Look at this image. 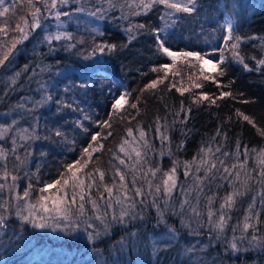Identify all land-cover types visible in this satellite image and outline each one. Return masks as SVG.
I'll use <instances>...</instances> for the list:
<instances>
[{
    "label": "trees",
    "instance_id": "1",
    "mask_svg": "<svg viewBox=\"0 0 264 264\" xmlns=\"http://www.w3.org/2000/svg\"><path fill=\"white\" fill-rule=\"evenodd\" d=\"M119 2L123 3V0ZM232 3L239 5L235 34L245 38L239 45L240 53L246 57L245 62L249 67H254L256 61L248 58L253 56L257 59L264 58V52L260 47H254L259 44V40H248L247 37H264V0H199L197 13L192 15L174 13V10L167 9L164 5L154 6L147 14L129 15L127 19H120L121 9L119 7L114 11H109L107 18L103 20L96 19L87 12H74L71 19L61 18L65 25L62 30L72 33L73 39L71 41L53 40L51 46L41 41L46 32L57 31L56 21L52 17L44 21L46 31L36 29L27 41L17 45L19 51L15 54L14 62L8 65L6 70L0 68V116L20 115V118L15 117L18 123L10 136L16 129L30 128V126L35 127V133L39 136L38 139L29 142L27 151L30 155H25L23 148L17 149L18 155L24 160V165L19 169L21 179L18 181L20 187L17 191H22L29 182L38 189L43 186V182L58 178V169L65 161L79 157L80 149L86 146L89 137L76 127V121H83L92 132L99 131L101 136L98 140L104 144V149L94 153L92 162L88 164V169L85 171L93 167L110 169V164L118 165L119 161L113 158V153L124 158L123 153L119 152V145L123 139L132 140L127 136V128L131 127L133 135L138 137L139 133L136 129L139 127L146 132V138L151 140L154 147L153 151L148 152L149 164L159 165L162 170L166 171L172 167L173 160H176L178 162L177 183L183 186L184 191L194 187V176L204 175L203 171L195 172V165L192 166V174L187 177L184 175V163L197 156L202 146L207 144L213 150L218 146L221 147L222 151L230 154L225 158L226 163L229 164L239 163L233 155L237 151V143L241 146V153L245 145L249 149L264 148V135L261 134L264 131V72L246 71L241 64L229 63L226 75L215 83L202 81L199 66H193L194 61L191 63L178 61L173 66L169 58L157 51V31L160 37L167 42L166 46L173 51L211 52L217 47H223V42L219 37L226 33L221 25ZM32 4L41 6V0H32ZM79 6L78 3L73 2L66 6V10L74 11ZM85 6L89 10H95V7L99 5L87 0ZM3 7L10 8L8 13L0 17V28H5L8 36L5 38L3 33H0V41L19 36V31H13V29H16L17 24L24 27L26 21L30 23L31 12L34 11V7H29V0H5L4 5L0 6V11H3ZM104 7L107 8L106 3ZM124 11L130 10L125 8ZM166 12H173L174 15L167 17ZM173 20L175 24H172ZM138 24H145L146 27L143 29L133 27L132 35L135 39L129 42V34L125 32V29ZM95 29L103 35H98ZM81 39L83 43H78ZM100 43L116 45V48L103 55L97 51L93 56V48ZM66 44H76V47L66 48ZM50 47L55 51H50ZM3 53L4 49H0V57ZM85 56L91 58L85 60ZM163 64L170 66L167 78H165L164 71L159 70ZM85 65L96 66L98 70L91 80L86 81L88 87L82 88L80 84L84 78L81 76V68ZM25 66L28 67L26 72L24 71ZM42 67L46 70L41 71ZM153 67H156L158 71H151ZM17 72L21 75L16 77V83L13 84L11 77ZM211 75L215 76L216 73H211ZM158 78L163 80V83H158L156 89L140 91L146 84ZM229 81L233 83L228 84ZM201 82L203 87H193L194 83ZM41 84L45 87L41 88ZM225 85L228 86L225 87ZM178 88L188 90L181 95L177 91ZM125 91L130 93L126 97L128 102L118 114H113L109 121L111 127L103 125L97 127L93 121L108 120L113 98H118ZM221 91H231L233 96L217 99L215 104H212L211 100H199L201 94L206 93L211 98H215ZM241 93L243 95H240ZM42 95H50L52 99L43 106L34 108V102L41 100ZM137 97H139L138 114L137 109L130 107L132 103L137 102ZM242 100L248 102L241 103ZM21 103L25 107L17 108V105ZM64 104L72 107H63ZM182 104L183 111H181ZM73 108L77 110L73 111ZM28 109L34 110L28 111ZM79 109H83V112ZM237 110L253 119L256 127L243 120L242 116H238ZM85 114L91 116L92 119L84 120ZM185 116L186 121L181 123ZM158 125L162 132L164 125L169 127L168 140L163 144L157 138L156 127ZM57 128L61 129L69 140L77 141L75 151H68L71 145H66L61 137L55 136ZM218 129L221 135H217ZM108 132L112 135L103 139ZM213 137H215L214 141ZM18 143H23V141L18 140ZM0 147L10 149L11 140L9 139L7 143L4 141ZM161 150L165 153L171 151L172 155L161 156ZM10 159L14 158L10 156ZM240 160H244L243 155L240 156ZM16 163L19 164V161ZM127 163L131 164L132 161H127ZM246 167L249 171L259 167L255 153H251L248 157ZM110 177L111 172L109 171L106 180ZM230 191L232 189L228 184L219 179L211 183L205 181L204 193L200 195L198 205L202 210V215L194 217L186 207L185 221L189 224L187 228L181 225L180 216L169 214L168 223L177 229L179 240L173 248L159 253V264H192L197 256L205 258L208 264H214L215 261H222L223 264H264V251L255 250L230 255L214 239L209 244L210 238L214 237L215 233L207 224L205 194L215 195L216 199L212 207L217 209L221 198ZM260 191V186L253 182L251 190L238 198L236 207L231 211L232 219L228 224V237L232 235V226L238 221H243L253 196L257 197L254 211H260V219L264 221V210L260 209L259 203ZM50 192L55 193L56 189H51ZM37 194L34 192L33 196ZM8 195L7 192L0 194L2 197H8ZM173 196L175 210L179 212L180 201L184 200L185 196L179 187ZM196 196V191L189 193L188 198L193 205L197 204ZM86 209L91 215L90 204H86ZM145 217L144 221H131L126 226L112 223L108 233L102 235L93 244L87 240V232H93L95 229L85 231L82 222L79 230L73 229L69 235L67 231L60 234L61 230L54 231L51 226L36 230L30 225H21L13 215L10 218L9 227L12 232L8 231L0 237V252L5 250L0 253V264H27L23 258L29 250L26 251L23 245H18V253L11 252L9 247L5 248L9 246L10 241L15 240L13 235L17 234L31 243L34 242V248L50 246L58 249L63 253L62 258H70V264H90L91 259L86 257L87 254L92 253L100 255L102 261L108 264L113 260L115 262L112 264H117V262L119 264H156L157 258L152 256L151 247H145V244L150 234H161L166 229L164 225L156 226L154 208H146ZM108 219L111 221L110 215ZM201 224H203L202 227ZM100 227L103 228L102 225ZM258 227L261 232H264V224ZM74 230L77 234L79 233L77 237H75ZM130 232H138L142 242L137 247L126 243L124 251H121L120 241L122 238L126 240ZM190 232L198 234H189ZM192 246H195L196 252L185 256L183 249ZM202 246L207 247L200 252L199 249Z\"/></svg>",
    "mask_w": 264,
    "mask_h": 264
},
{
    "label": "snow or ice",
    "instance_id": "2",
    "mask_svg": "<svg viewBox=\"0 0 264 264\" xmlns=\"http://www.w3.org/2000/svg\"><path fill=\"white\" fill-rule=\"evenodd\" d=\"M5 0H0V6L4 5ZM78 3L80 6L74 9V11L66 10V6L70 3ZM87 0H41V6H35L32 4V0H29V7H34V11L31 12V22H25V26L21 27L17 24L16 29L13 31H19L20 35L12 37L10 40L0 41V49H4L3 56L0 57V68L7 69V66L14 62L15 54L19 51L18 44H22L27 41L29 37L35 32L36 29H44V21H47L49 17L54 18L56 21L55 32H46L41 42H46L51 46L52 41H71L73 35L70 32L63 31L64 22L62 17L72 18L75 13L87 12L88 15L95 17L96 19H106L109 11L116 10L117 7L121 9L120 19H127L129 15H141L147 14L154 6L164 5L167 9L174 10V13H186L192 15L197 13V6L199 0H123L120 3L119 0H91L94 4H98L95 10H89L85 4ZM107 4V8L104 4ZM237 3H232L230 10L226 13L225 22L221 25L222 29H226V34H222L219 39L223 42V47H217L211 52H201L195 50H180L173 51L169 46H166V41L160 37L159 31L156 32L157 36V51L162 52L164 56L172 61L174 66L178 61L185 63H191L194 61V65L199 66V73L202 81L216 82L219 78L226 75L228 71L229 63H237L243 65L246 71L264 72V58L257 59L256 57H249L256 61L254 67H249L245 62L246 57L241 55L239 45L244 37H241L236 33V18L238 15ZM127 8L130 11L125 12ZM10 11L9 7H3V11H0V17H3ZM173 12H166L165 16L171 17ZM175 24V21H172ZM167 26V25H166ZM133 27L136 29H143L145 24H138L125 29V32L129 34V42L135 39L132 35ZM98 35H103L98 29H95ZM0 33H3L5 38L8 36V32L5 28H0ZM248 40H259L258 45L254 47H260L264 52V37L249 36ZM83 43V39L78 41ZM66 48H75L76 44H66ZM116 48V45H110L105 43L97 44L93 50L92 55L98 51L101 55L105 52H111ZM50 51H55L50 47ZM227 52V54H226ZM12 57V59H10ZM90 56H85L84 59H90ZM215 61V62H214ZM7 62V64L5 63ZM170 66L163 64L159 70L164 71L165 78ZM46 70L41 68V71ZM98 68L93 65H85L81 68L82 80L80 87L86 88L88 84L87 80H91L93 75L97 72ZM24 71H28V67L25 66ZM153 72H157L158 69L153 67ZM211 73H216L215 76ZM21 75L20 72L15 73L11 77V82L16 83V77ZM35 75V73H34ZM158 83H163V80H152L144 86L140 91L143 92L147 89H156ZM233 83L229 81L228 84ZM219 87V84L217 85ZM228 85H225L227 87ZM45 85L41 84V88ZM193 87L201 88L203 83H194ZM188 89H177L178 92L183 95L184 91ZM130 93L125 91L121 93L118 98H113L111 104V111L108 114L109 119L95 122L97 127L101 125L105 127H111L109 121L112 119L113 114H118L124 105L128 102L126 97ZM240 95H243L242 93ZM233 96L231 91H221L215 98H211L208 94H201L199 100H211L212 104L216 103L217 99H223ZM52 97L50 95H42L41 100L34 102V108L43 106L50 101ZM137 102L130 105L132 109H137ZM195 103L196 100L194 99ZM241 103H247V100L240 101ZM59 103V102H58ZM23 103L18 104L17 108H24ZM63 107H72L69 104H64ZM34 109H28L33 111ZM73 108V111H76ZM83 112V109H79ZM183 111V104L181 106ZM139 109H137V114ZM237 115L242 116L243 120L256 127L255 121L248 115H244L237 110ZM134 118V117H133ZM91 116L85 114L84 120H91ZM123 119V117H121ZM187 117L181 120V123L185 122ZM17 121L13 120L10 126H0V141L11 140L12 147L10 149L0 147V194L7 192L8 197L0 196V231L5 232L10 227V218L14 215L19 220L21 225H31L33 229H45L49 226L55 231L57 229L61 231H67L70 235L73 229L77 231L80 228L81 222L87 229L94 228L93 232H87V240L90 243H95L96 240L101 238L102 235L108 233L112 223H119L127 225L131 221H144L145 209L154 208L156 212V226L164 225L166 232L161 234H150L147 237V243L145 247L150 246L152 249V256L157 258L156 264H159V253L166 252L168 249L177 245L179 240V233L177 229L168 223L167 217L169 214L172 216L181 217V225L189 227V224L185 221V208L191 211L194 217H201L202 210L198 207L200 195L204 193L205 181L209 183L219 179L226 182L232 191L227 192L222 198L219 208L214 209L212 205L215 203V195L205 194L207 201V224L210 230L215 233L214 237L210 238L209 244L214 239L220 243L224 251L230 255H236L237 253H244L248 251L260 250L264 251V232H261L258 225L264 224V221L260 219V211H254L257 197L253 196L251 202L246 209L243 221H238L237 224L232 226V235L228 237L227 229L229 221L232 219L231 211L236 207L238 198L247 194L251 190L252 183L260 186L259 203L260 209L264 210V148H252L249 149L247 145L244 146V151L240 152V144L236 145V153L233 154L235 159L239 163H226L225 158L230 154L227 151H222L221 147H216L214 150L209 145H204L200 148L197 156L193 157L191 161L184 163L185 172L187 177L192 174V166L195 165V172L199 173L203 171L204 175L194 176V187L184 191L182 185H178L177 176V164L176 160H173L172 167L166 171L162 170L159 165H150L148 159V152L153 151L154 147L150 139L146 138V132L137 127L136 131L139 136L133 135V129L127 128V136L132 140L123 139V142L119 145V152L123 153V157L113 153V158L119 161V164H110V169H101L99 167H93L88 171V164L92 162L93 155L96 152H100L104 149V144L98 140L101 136L99 131L92 132L91 129L86 126L83 121H76L75 125L80 129L81 133L89 137V141L86 146L80 149L78 158H74L71 161H65L61 168L58 169V178L52 181L43 182V186L38 189L29 182L22 191L18 192L20 187L18 181L21 179L19 175V169L24 165V160L18 155L17 149H25V155H30L27 151L29 142L38 139L39 136L35 133V127L30 128H18L15 130L12 136L14 126L17 125ZM168 125H164L163 132L161 127H156L157 138L164 141L168 140ZM264 135V131L261 132ZM112 133L108 132L103 139H107ZM217 135H221L220 130H217ZM226 138V133L224 134ZM55 136L61 137L68 147V151L76 150L75 139L69 140L66 134L59 128L55 129ZM23 141V143H18ZM215 140V137L212 138ZM95 144V146H94ZM179 147V146H178ZM111 151V149H108ZM251 153L256 154L258 168H253L251 171L246 167L247 159ZM172 155L171 151L165 153L161 150L160 155ZM211 154V155H210ZM219 154V155H217ZM244 156V160H240V156ZM10 156L14 159H10ZM19 161V164L16 163ZM127 161H132L131 164ZM123 166V167H121ZM109 171L111 172L110 179L106 180ZM139 173V175L137 174ZM98 174V179H97ZM159 174V175H158ZM27 175V173H25ZM129 176L131 177L129 179ZM243 176V178H241ZM118 177V180H117ZM9 180L11 182H9ZM223 186V185H221ZM180 188L185 199L180 201V211L175 210V201L173 193ZM51 189H56L55 193H51ZM70 190V191H69ZM191 191H196L197 204L193 205L192 201L188 198ZM38 193L33 196V193ZM49 193L48 195H45ZM95 193V194H94ZM106 194V195H105ZM15 201V203H13ZM101 201L103 203H101ZM86 204L91 205V215L89 210L86 209ZM111 216V221L108 217ZM83 218V220H81ZM253 220L255 222H253ZM95 222H99L98 224ZM103 226L101 229L100 226ZM62 226V227H61ZM201 227L203 224L200 225ZM249 230L251 232L249 233ZM239 232V235H237ZM189 234H198L190 232ZM142 241L140 240L138 232H130L126 240L122 238L120 241L121 251H124L125 245L131 244L133 247H137ZM207 246H202L199 251L203 252ZM196 252L195 246L185 247L183 254L189 256ZM119 264V262H117ZM192 264H208L205 258L197 256ZM214 264H223L222 261H215Z\"/></svg>",
    "mask_w": 264,
    "mask_h": 264
},
{
    "label": "rangeland",
    "instance_id": "3",
    "mask_svg": "<svg viewBox=\"0 0 264 264\" xmlns=\"http://www.w3.org/2000/svg\"><path fill=\"white\" fill-rule=\"evenodd\" d=\"M225 18H226V15L224 16L223 24L225 22ZM224 31L226 33V29H224ZM15 117L20 118V115L16 114ZM15 117H13L12 115H7V114L0 116V126H10L12 124L13 120H17V118H15ZM8 135L10 136L11 134L9 133ZM2 143H4V141H0V145ZM30 227H31V225H30ZM36 230H41V229H36ZM57 230H59V229H57ZM8 231L12 232V229L9 230V228H8L6 233ZM62 232L63 231H61L60 234H62ZM74 232H76V231L74 230ZM13 233H15V232H13ZM4 234H5V232L0 231V237H3ZM75 235H76L75 237H77V235H79V233L77 234V232H76ZM13 236L15 237V240L10 241L9 246H6L5 248L9 247L8 249L9 250L11 249V252L18 253L17 252L19 249L18 245H21V246L23 245V247H25L24 249L26 251L29 250L23 258V261L27 264H34V263L55 264L58 262H60L61 264H70V258H67V259L62 258L63 253L56 248H52L50 246H47L45 248H41V247L34 248V244H33L34 242L31 243V242L27 241V239L21 238V236L19 234L13 235ZM13 244H15V245H13ZM4 251L5 250H1L0 253H3ZM86 258L91 259L90 264H108V263L103 262L101 259V256L98 254H94V253L87 254ZM111 262L114 263L115 260H113ZM112 263H109V264H112Z\"/></svg>",
    "mask_w": 264,
    "mask_h": 264
}]
</instances>
